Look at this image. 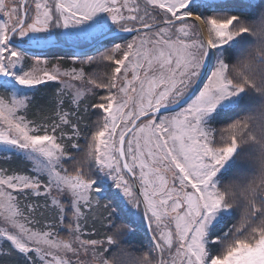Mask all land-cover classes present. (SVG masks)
I'll return each mask as SVG.
<instances>
[{"label":"snow or ice","instance_id":"1","mask_svg":"<svg viewBox=\"0 0 264 264\" xmlns=\"http://www.w3.org/2000/svg\"><path fill=\"white\" fill-rule=\"evenodd\" d=\"M0 264H264V0H0Z\"/></svg>","mask_w":264,"mask_h":264},{"label":"clouds","instance_id":"2","mask_svg":"<svg viewBox=\"0 0 264 264\" xmlns=\"http://www.w3.org/2000/svg\"><path fill=\"white\" fill-rule=\"evenodd\" d=\"M241 211H242V209H241Z\"/></svg>","mask_w":264,"mask_h":264}]
</instances>
